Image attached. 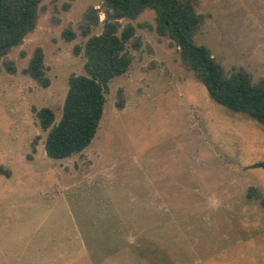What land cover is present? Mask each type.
I'll return each instance as SVG.
<instances>
[{
  "label": "rangeland",
  "instance_id": "1",
  "mask_svg": "<svg viewBox=\"0 0 264 264\" xmlns=\"http://www.w3.org/2000/svg\"><path fill=\"white\" fill-rule=\"evenodd\" d=\"M42 0L34 29L0 62V264H264V126L211 99L154 12L130 22L141 44L108 82L96 134L49 158L33 109L61 114L74 52L102 29V0ZM196 43L226 72L264 79V0H192ZM98 24L82 35L85 13ZM74 37L68 40L65 31ZM43 51L47 86L24 74ZM122 106L118 107L119 99Z\"/></svg>",
  "mask_w": 264,
  "mask_h": 264
},
{
  "label": "trees",
  "instance_id": "2",
  "mask_svg": "<svg viewBox=\"0 0 264 264\" xmlns=\"http://www.w3.org/2000/svg\"><path fill=\"white\" fill-rule=\"evenodd\" d=\"M42 0H0V62L9 72H14L12 61L3 56L22 38L31 32L36 24L39 4ZM66 0L64 7L70 2ZM104 20L97 34L88 36L82 46H75L76 54L84 57V74H71L61 114L57 121L51 108L33 109L38 123L46 136L44 150L52 159H64L80 153L94 138L102 117L105 92L108 82L122 75L130 66L132 55L128 46L138 49L141 41L130 22L120 19H135L145 9L154 12L155 31L169 37L178 47L185 66L193 71L216 103L236 112L247 114L264 126V79L253 82L249 73L242 68L226 72L212 55L208 46L196 43L194 34L203 21L202 14L195 11L192 0H102ZM81 26L82 35L98 24V15L90 8ZM66 38L74 33L67 29ZM43 51L37 47L29 58L23 73L47 86ZM118 107L122 106L119 99ZM250 167H264V161ZM249 197H256L264 208V196L254 187L247 191Z\"/></svg>",
  "mask_w": 264,
  "mask_h": 264
}]
</instances>
